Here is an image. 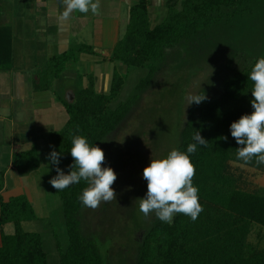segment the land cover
Returning <instances> with one entry per match:
<instances>
[{"label":"trees","instance_id":"16d2710c","mask_svg":"<svg viewBox=\"0 0 264 264\" xmlns=\"http://www.w3.org/2000/svg\"><path fill=\"white\" fill-rule=\"evenodd\" d=\"M251 1L254 0H166L168 14L154 27L150 26L147 0L132 6L126 35L116 44L108 60L122 62L127 71L145 68L147 75L136 85L135 94L115 107L113 103L122 94L128 78L118 69L114 70L108 93L97 92L95 78L90 75L87 86L76 91L73 102L62 96L58 98L69 117L60 131L49 136L50 152L60 153L59 165L50 162L51 178L57 175L56 167L65 174L70 171L68 165L74 162L70 155V133L76 132L77 126V134L85 136L89 144L101 146L129 118L165 65L170 51L179 47L188 50L201 40H209L206 28L234 24L244 13L240 6ZM12 45L11 30L0 25V72L13 68ZM81 54L98 55L92 46L81 45L52 57V78L46 71L39 73L37 91L51 90L53 81L62 77L69 62L79 61ZM238 55L234 51L224 53L228 67L222 75L219 93L201 92L207 99L189 106L176 148L186 152L187 146L195 142L192 137L196 131L208 141L206 147L197 145L196 152L189 154L196 169L193 184L199 189L203 211L195 221L176 214L172 223H164L154 214L138 246L135 264H264V248L257 249L248 243L251 226L264 227V190L243 191L228 172V162L240 160L236 150L240 145L231 136L230 125L253 111V82L248 74L264 54L250 59L247 66L234 69L233 65L241 59ZM83 79L84 76H79L80 81ZM12 159L13 167L22 173L37 170L40 165L37 146L15 153ZM252 162L255 164V159ZM86 186L81 180L57 192L68 238L65 249L57 243V264H106L96 237L87 236L82 228L85 206L78 197ZM3 188L4 181L0 179V193ZM39 219L26 195L11 197L8 201L0 196V227L13 224L15 228L12 235L2 232L0 264H50L42 235L25 231L22 226L24 222Z\"/></svg>","mask_w":264,"mask_h":264},{"label":"rangeland","instance_id":"374dc122","mask_svg":"<svg viewBox=\"0 0 264 264\" xmlns=\"http://www.w3.org/2000/svg\"><path fill=\"white\" fill-rule=\"evenodd\" d=\"M240 9L244 13L237 17L234 24L206 28L205 33L209 35V40H201L197 42L198 45L188 50L179 47L170 51L165 65L156 75L152 85L143 93L129 118L99 146L105 153L103 167H111L117 174V179L112 185L116 199L101 202L95 210L85 207L82 211V228L87 236L96 237L106 264L136 263L138 246L154 219V213L145 217L139 211L137 199L145 197L147 192L143 169L150 163L151 156L166 157L169 151L177 148L190 106L187 105L186 97L190 93H219L221 79L224 77L222 75L227 72L228 67L224 53H239V59L242 60L233 65L234 69L247 66L250 59L264 54V0L243 3ZM1 11L7 17L5 26L12 25L11 31L16 34L22 14L24 15L22 0H0V13ZM98 24V21H94L91 26L96 27ZM153 25V21H150V26ZM94 32V29H91L88 35L85 32L86 43ZM122 32L124 30H121ZM81 40L80 37L79 41ZM75 41L78 44L75 43L73 48L81 46L79 41ZM34 51L31 52L29 60L32 65L37 66L35 72L39 75L46 71L48 77L52 78L51 58L45 55L40 47ZM91 56L101 58L99 54ZM99 69L112 80L114 72L110 65L102 64L96 70ZM121 71L128 75V78L122 94L113 103L114 107L129 100L135 94L138 82L147 75L145 68H131L127 71L125 66ZM60 80L61 78L55 79L48 92H38L35 84L31 90L38 92L35 94L40 95L39 99L50 96L65 97L64 87L75 84L72 81ZM11 142L10 124L0 122V170L6 169L10 161L13 162L8 155ZM49 153L50 145L47 139L42 143L40 152L38 151L39 168L26 180L29 186H32V204L40 219L24 222L22 226L25 231L42 235L49 263L57 264V243L65 249L68 238L58 193L49 183ZM228 172L236 178L239 189L251 193L264 190V164L230 160ZM8 183L9 188L14 186L11 176ZM4 230L6 234H13L15 228L13 224H9ZM1 237L2 233L0 245ZM248 243L257 249H263L264 227L253 224Z\"/></svg>","mask_w":264,"mask_h":264},{"label":"crops","instance_id":"0c3cea01","mask_svg":"<svg viewBox=\"0 0 264 264\" xmlns=\"http://www.w3.org/2000/svg\"><path fill=\"white\" fill-rule=\"evenodd\" d=\"M139 1L94 0L97 3L95 12L74 11L65 18L62 15L65 11L63 0H22L24 15L22 14L17 26V33L11 31L13 68L9 72H0V122L3 124L7 122L11 126L12 142L9 144L8 151L11 160L15 153L30 151L34 146H37L40 152L42 143L44 144L47 139L49 141L52 133L60 131L69 117L58 98L50 96L39 99L40 95H36L38 92L48 91H38L35 94L31 90L33 84L36 85L38 82V74L35 72L38 68L30 62L31 52L40 47L45 55L52 58L73 48L75 43L78 44L75 40L79 41L81 37L79 44L88 43L101 58L81 54L79 61L68 63L60 81H72L75 85L64 87V98L73 102L76 91L81 86H87V77L90 75L95 78L96 91L108 93L112 80L104 71L96 69L102 64L110 65L113 72L119 69L120 73L125 75L121 71L125 67L122 62H111L108 59L116 44L125 37L130 22L131 7ZM147 1L148 14L154 27L160 24L168 14L166 0ZM5 21L7 17L1 11L0 22L4 26ZM94 21L99 22L96 27L91 26ZM11 26H9L10 30ZM91 29L95 32L86 43L84 36L86 33L88 35ZM121 30L125 33H121ZM33 73L36 75L34 76ZM79 76H84V79L80 81ZM17 135L18 138H16ZM8 164L6 169L0 170L1 179L4 181L0 196L4 201H8L11 197L26 195L32 203V186L30 187L26 180L37 170L22 173L13 167L12 161ZM10 176L14 181L12 188H9L8 183ZM8 225L0 227V233L6 234L4 229Z\"/></svg>","mask_w":264,"mask_h":264},{"label":"clouds","instance_id":"9594fccd","mask_svg":"<svg viewBox=\"0 0 264 264\" xmlns=\"http://www.w3.org/2000/svg\"><path fill=\"white\" fill-rule=\"evenodd\" d=\"M65 11L62 15L66 18L74 11L88 13L95 12L97 3L94 0H63ZM248 79L253 82L251 90L253 111L244 114L230 125L231 136L240 145L237 158L250 163L255 159L257 165L264 164V56L259 57L248 74ZM207 99L203 94H189L186 97L187 105L200 104ZM70 133V155L73 163L68 165L70 171L65 174L56 167L54 177L49 183L54 189L62 191L69 186L85 181L87 186L78 197L83 206L97 209L101 202H111L116 199L112 185L117 179V174L111 167H103L105 153L102 148L89 144L85 136ZM194 143L187 146V150L172 149L166 157H150V163L143 169V179L147 182L145 197L138 198L139 211L148 217L154 213L156 218L164 223H172L176 214H184L195 221L203 211L199 202V189L194 186L193 178L196 173L190 155L195 153L197 145L207 146L199 131L192 137ZM227 139V137H223ZM51 147V146H50ZM60 153L53 150L48 159L53 165H59Z\"/></svg>","mask_w":264,"mask_h":264}]
</instances>
